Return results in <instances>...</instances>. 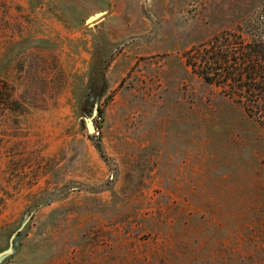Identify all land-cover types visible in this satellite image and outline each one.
I'll return each instance as SVG.
<instances>
[{
    "label": "rangeland",
    "instance_id": "374dc122",
    "mask_svg": "<svg viewBox=\"0 0 264 264\" xmlns=\"http://www.w3.org/2000/svg\"><path fill=\"white\" fill-rule=\"evenodd\" d=\"M263 13L0 0V264H264L263 131L185 58Z\"/></svg>",
    "mask_w": 264,
    "mask_h": 264
},
{
    "label": "trees",
    "instance_id": "16d2710c",
    "mask_svg": "<svg viewBox=\"0 0 264 264\" xmlns=\"http://www.w3.org/2000/svg\"><path fill=\"white\" fill-rule=\"evenodd\" d=\"M185 58L193 74L240 105L264 134V13L192 48Z\"/></svg>",
    "mask_w": 264,
    "mask_h": 264
},
{
    "label": "water",
    "instance_id": "95a60500",
    "mask_svg": "<svg viewBox=\"0 0 264 264\" xmlns=\"http://www.w3.org/2000/svg\"><path fill=\"white\" fill-rule=\"evenodd\" d=\"M95 113H96V110L94 111V114H95ZM88 129H89V131L92 132V133L95 131V128H94L93 123H92V118H89V119H88ZM21 230H22V229H20L19 231H17V232L13 235V237H12V239H11L10 247H9L5 252H3V253L0 254V262L2 261L3 258L9 256V255L13 252V247H14V243H13V242H14V239H15V237L17 236V234H18Z\"/></svg>",
    "mask_w": 264,
    "mask_h": 264
}]
</instances>
